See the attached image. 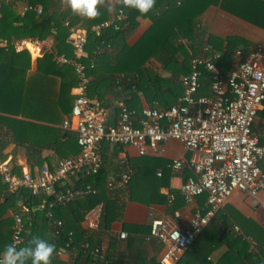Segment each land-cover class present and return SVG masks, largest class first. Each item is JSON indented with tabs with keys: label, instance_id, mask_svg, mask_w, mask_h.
I'll list each match as a JSON object with an SVG mask.
<instances>
[{
	"label": "built area",
	"instance_id": "obj_1",
	"mask_svg": "<svg viewBox=\"0 0 264 264\" xmlns=\"http://www.w3.org/2000/svg\"><path fill=\"white\" fill-rule=\"evenodd\" d=\"M26 10H34L39 15L42 7L28 5ZM124 18L121 4L114 19L93 25L91 31L100 37L108 27L118 28ZM68 41L72 57L49 51L43 39L25 38L13 44L37 54L49 52L57 65L73 68L76 77L74 99L62 126L76 131L79 152L60 159L52 168L45 164L34 170L24 169L20 174L0 157V180L9 193L27 190L31 196L41 195L48 207L47 219L60 227L62 220L54 219L50 209L96 193L92 185L74 186L65 181L76 175L92 176L101 169L103 142L130 145L138 154L146 155L157 153L160 143L176 140L191 153L189 159H174L168 165L174 171L185 165L191 170L192 175L181 184L179 193L187 204L205 194L206 208L197 209L185 228L164 219L151 221L146 238L162 245L156 264H175L235 191L256 197L264 190V171L260 166L264 161V132L255 133L252 128L258 111L264 106V48L256 45L246 52L237 49L235 54L239 60L227 73H222L213 61L194 56L190 59V71L180 77L182 93L174 104L166 108L144 107L138 113L129 109L123 100H118L115 121L108 124L101 102L88 94V69L95 66L98 54L110 44L101 40L86 64L82 60L88 57L86 29L70 27ZM202 69L208 73V95L199 93ZM132 173L127 166L116 179L108 180L107 186L127 184ZM61 184L65 187L57 190ZM50 196L52 198L48 199ZM174 198V194H169L168 203ZM18 205L23 206L22 201H18ZM102 213V203L87 210L83 215L87 228L97 229ZM13 219L12 243L21 248L26 232L23 217L14 213ZM55 233H58L57 228ZM119 236L125 238L126 233L121 232Z\"/></svg>",
	"mask_w": 264,
	"mask_h": 264
},
{
	"label": "crops",
	"instance_id": "obj_2",
	"mask_svg": "<svg viewBox=\"0 0 264 264\" xmlns=\"http://www.w3.org/2000/svg\"><path fill=\"white\" fill-rule=\"evenodd\" d=\"M248 1L218 0L217 3L210 4L196 16L192 25L178 24L176 26L178 37L175 43L181 48L180 51L167 64L153 56L147 59L142 65L144 73L142 88L136 86L135 83L131 84L133 80L139 78L137 72H113L114 63L112 61V58L120 51L122 44L133 46L153 24V19L150 16H139L137 25L130 33H125L124 37L114 38L109 43V47H104L101 50L99 54H104V59L98 63L97 73L89 75V82H94L89 96L101 102L106 123L112 124L115 121L118 100H123L129 109L138 113L144 107L166 108L175 103L182 93L180 77L188 73L190 59L194 56L213 61L222 73H227L239 60L235 54L237 49L246 52L256 45H261L264 48V27L252 24L229 10L237 9L242 3L245 6ZM260 1L264 2V0ZM0 2L10 3L20 16L29 11L26 10V7L30 5L27 0H0ZM118 3L120 0H103L102 6L98 4L106 16L102 21L114 19ZM53 4V8L49 9V12L69 10L66 3L62 4V0H55ZM109 7L112 8V11H108ZM69 12L68 18H78L72 27L86 29L87 23L92 27L102 22H95L93 19H86ZM255 12L254 15L258 19L264 18V7ZM66 21H64V25ZM25 38L35 37L12 38L10 41L1 38L0 47H11L16 52L21 50L28 52L29 67L26 68L25 74L21 75L28 79L31 74L36 73L37 60L42 54L14 46L13 43ZM43 40H46L49 51H55L52 36ZM26 63H28L26 59L20 61L23 67ZM204 78L209 80L208 74ZM69 93L74 99V86L70 87ZM208 94L210 91L207 90L205 95ZM71 107L69 112L59 115L57 122H47L44 110L30 111L26 103L22 104L17 114H4L9 118V126L5 124L0 126L2 159L6 160L11 167L19 166L22 170H30L29 164H34V170L39 168L38 162L43 165L55 166L60 159L69 157L58 154L55 148L66 140L62 136L64 131L68 130L76 134L74 129H65L62 126L63 121L70 114ZM33 114H36V117ZM47 126L50 127L48 131H46ZM253 126L255 133L264 132L263 107L255 118ZM100 153L102 168L106 171L105 187L107 192L108 189L113 190L110 199L120 204L121 209L115 217L112 208L114 218L107 226L102 223L98 230L87 228L83 218L79 221L80 227L89 233L102 231L99 247L95 248L108 258L102 263L118 264L113 261L123 260L131 264H156L162 245L155 239L147 240L146 238L149 234L151 221L164 219L172 225L185 228L188 226L191 215L197 209L204 210L206 208L205 194L197 196L193 202L187 204L179 193L181 184L192 175L190 168L185 165L181 170L174 171L168 166L174 159H189L191 153L184 148L182 143L172 139L160 143L157 153L140 155L133 146L109 143L101 144ZM261 164L264 166V161ZM127 166H130L134 171L131 180L127 184L109 188L107 181L116 179ZM80 180L81 177L76 175L68 178L65 182L75 186ZM169 194H174L175 198L172 203H168ZM44 208V198L39 195L25 207V210L41 213ZM175 213H178V216ZM212 222L222 235L242 234L251 243V249H254L252 235L257 232L258 226L264 229V190H261L256 197L235 191L216 212ZM121 232L126 233L125 238L119 236ZM45 235L46 238H50V229H47ZM227 250L226 241L221 240L209 254V261L216 263ZM56 257L64 264H74L76 251L61 249ZM76 263L87 264V260L83 257ZM88 264L97 263L89 262Z\"/></svg>",
	"mask_w": 264,
	"mask_h": 264
},
{
	"label": "trees",
	"instance_id": "obj_3",
	"mask_svg": "<svg viewBox=\"0 0 264 264\" xmlns=\"http://www.w3.org/2000/svg\"><path fill=\"white\" fill-rule=\"evenodd\" d=\"M53 1L55 0H27L28 4L32 6L41 5L42 12L36 15L34 10H29L22 16L16 13L10 3L0 2V39L3 38L8 41L12 38L20 39L23 37L46 39L52 36L54 38L55 51L72 57V48L67 39L69 28L72 27L78 18H68L70 9L62 12H49V9L53 8ZM217 2L218 0H156L153 9L147 14H140L135 10L124 8L125 18L121 21L120 26L118 28L109 27L105 29L100 37L91 31V25L87 23L85 28L87 32L86 51L88 52V57L82 58V60L88 64L95 46L99 45L101 40L110 43L116 37H124L125 33L128 34L135 28L139 16L148 15L153 19V24L146 33L133 46L122 44L118 54L112 58L114 63L113 72H137L139 78L133 80L131 84L135 83L136 86L142 88L144 79L142 65L144 62L153 56L164 64L170 63L181 49L175 43L178 37L176 26L180 23L187 26L188 24L192 25L196 16L201 14L210 4ZM120 6L121 3L116 5L115 12ZM241 6H243V3L237 9L229 10L252 24L264 27V18L258 19L254 15L255 11H259L264 7V2L249 0L245 6ZM97 7L100 15L93 19L95 22L106 18L103 9L99 8L98 5ZM67 18L69 21H66L68 20ZM64 21L68 22L67 26L63 24ZM104 56V54L97 56L95 66L88 69L89 75L97 73L98 63L104 59ZM25 59L28 63L23 67L20 61L22 62ZM27 67H29V54L26 50L16 52L11 47H0V113L3 114L0 115V126L3 124L8 125L9 123V118L4 114H17L22 104L25 105V103L30 111L44 110L47 122H57L59 115L70 110L73 96L70 95L69 90L76 83L73 68L69 65H57L49 52L38 58L36 73L25 79L21 75L25 74ZM207 74L202 69L200 94H205L207 90L209 91V88H207L209 80L204 78ZM93 83L89 82V95H91L90 89ZM258 114H260V110ZM33 115L36 117V114ZM48 130H50V127L47 126L46 131ZM64 132L62 136L66 140L59 143L55 150L60 155L72 157L79 152L76 134L68 130ZM0 157L3 158L1 154ZM42 165L41 162L37 163L39 168ZM29 166L30 170H33L34 164H29ZM48 166L50 168L53 167L51 165ZM260 166L264 171V166L261 163ZM12 169L17 174L22 172L19 166H13ZM133 175L134 171L131 178ZM105 176L106 171L101 167L96 174L81 178L75 186L92 185L95 187L96 193L75 198L66 205H56L50 209L54 219L62 220L63 223L60 227L51 224L49 219H47V206L41 213L25 210V207L30 205L32 200L36 198L35 196H31L27 190L9 193L5 184L0 180V194L2 196V199H0V249L5 244L12 243L13 214L19 213L23 217L26 230L21 247H24L33 236L46 238V231L50 229L51 236L46 239L54 242L56 246V252L53 254L51 264H64L56 257L61 249L76 251L74 264H77L76 262L83 257L86 258L87 264L89 262L100 263L107 260V256L102 254L100 250L98 252L93 251L99 247L100 233L102 231L89 233L79 225L84 213L98 203H103V213L99 227L102 223L107 226L114 218L112 216V208L115 217L121 209L120 204L110 199L113 190L108 189L107 192ZM64 187L65 185L61 184L57 187V190H61ZM51 198V196L48 197V199ZM18 201H22L23 206H19ZM9 212L12 213L10 214ZM99 227L96 230L100 229ZM56 228L58 233H55ZM252 238L255 244L254 249H251V243L242 234L236 236L232 234L222 235L211 220L175 264H264V229L258 226L257 232L253 233ZM221 240L226 241L228 250L223 253L216 263H212L209 261L208 256ZM113 262L131 264L123 260H114Z\"/></svg>",
	"mask_w": 264,
	"mask_h": 264
},
{
	"label": "clouds",
	"instance_id": "obj_4",
	"mask_svg": "<svg viewBox=\"0 0 264 264\" xmlns=\"http://www.w3.org/2000/svg\"><path fill=\"white\" fill-rule=\"evenodd\" d=\"M156 0H120L124 8L147 14L153 9ZM70 11L86 19H94L100 15L97 7L103 0H62ZM108 11H112L109 7ZM56 252L54 242L40 236H33L28 243L17 248L14 243L5 244L0 249V264H51Z\"/></svg>",
	"mask_w": 264,
	"mask_h": 264
}]
</instances>
